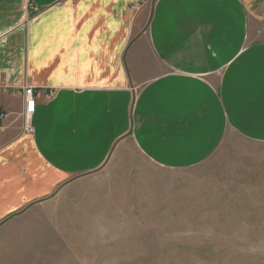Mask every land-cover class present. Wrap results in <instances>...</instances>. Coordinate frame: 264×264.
<instances>
[{"label": "crops", "instance_id": "obj_1", "mask_svg": "<svg viewBox=\"0 0 264 264\" xmlns=\"http://www.w3.org/2000/svg\"><path fill=\"white\" fill-rule=\"evenodd\" d=\"M238 141L264 146V0H0V237L125 143L183 171Z\"/></svg>", "mask_w": 264, "mask_h": 264}, {"label": "rangeland", "instance_id": "obj_2", "mask_svg": "<svg viewBox=\"0 0 264 264\" xmlns=\"http://www.w3.org/2000/svg\"><path fill=\"white\" fill-rule=\"evenodd\" d=\"M234 146L175 171L125 143L1 236L0 264H264V146Z\"/></svg>", "mask_w": 264, "mask_h": 264}, {"label": "built area", "instance_id": "obj_3", "mask_svg": "<svg viewBox=\"0 0 264 264\" xmlns=\"http://www.w3.org/2000/svg\"><path fill=\"white\" fill-rule=\"evenodd\" d=\"M24 97L26 100V112H25V123L26 131L32 132L31 118L36 110V99L34 96V89L31 87H26L24 91Z\"/></svg>", "mask_w": 264, "mask_h": 264}]
</instances>
